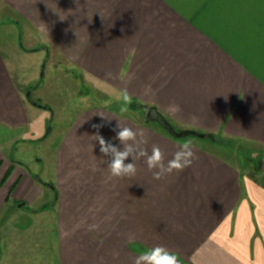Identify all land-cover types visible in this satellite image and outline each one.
<instances>
[{"label": "crops", "instance_id": "1", "mask_svg": "<svg viewBox=\"0 0 264 264\" xmlns=\"http://www.w3.org/2000/svg\"><path fill=\"white\" fill-rule=\"evenodd\" d=\"M5 11L49 55L126 89L174 128L242 143L244 154L96 106L67 127L54 176L39 181L11 159L33 111L13 62L18 51L0 34V229L21 203L57 215L53 264H134L157 245L181 264H264V0H0ZM118 126L143 131L141 147L151 154L159 146L165 163L185 141L197 158L159 180L144 158L134 176L113 177L95 136L122 150Z\"/></svg>", "mask_w": 264, "mask_h": 264}, {"label": "rangeland", "instance_id": "2", "mask_svg": "<svg viewBox=\"0 0 264 264\" xmlns=\"http://www.w3.org/2000/svg\"><path fill=\"white\" fill-rule=\"evenodd\" d=\"M11 19L6 11L2 14L0 12V34L6 45L11 44L18 51V57H13L17 59L12 61L21 72L26 97L30 93L27 98L32 104L30 108L33 111L30 117L32 128L25 142L13 149L11 159L24 163L36 179L39 177L46 181L54 176L52 163L58 142L76 116L82 110L96 106H107L122 113L120 111L122 101L117 100V97L123 90L88 76L82 70L71 66L61 55L52 52L48 57L47 52L42 49L46 44L33 42L29 38V33H24L18 24L11 22ZM35 103L48 107L52 112L35 106ZM127 107L128 111L122 113L123 115L132 116L142 124L159 126L147 116L150 106L136 100L134 96L132 103ZM48 128L52 130L47 134ZM158 128L161 130L160 126ZM175 129L182 131L181 128ZM207 135L211 136L206 139L193 136L181 139L192 138L202 142L210 140L220 143L225 141L227 144L222 146L224 149H232L234 152L231 154H244L240 150L242 143L229 141L220 135ZM249 155L253 157L254 163L261 159L260 156L259 158L257 156L258 159L255 158V153ZM245 163L248 164L246 159ZM48 185L53 186L50 183ZM50 187H47L45 192L49 194L52 192V197L53 187L51 190ZM20 204H17L12 211L14 214L0 229V261L57 263L59 260L57 215L55 212H41L40 208L28 205L19 208ZM35 209L38 212H35Z\"/></svg>", "mask_w": 264, "mask_h": 264}, {"label": "clouds", "instance_id": "3", "mask_svg": "<svg viewBox=\"0 0 264 264\" xmlns=\"http://www.w3.org/2000/svg\"><path fill=\"white\" fill-rule=\"evenodd\" d=\"M117 100L122 101L120 111L122 113L127 112V106L132 103V96L126 89L117 97ZM169 107L172 112L180 110L179 105L175 103ZM118 127L119 131L116 132L115 139L123 145L122 150L111 141H106L102 136L98 134L95 136L100 145L101 153L103 156L108 157V167L113 177L134 176L137 171L135 161L144 158L148 169L153 171V178L159 180L173 172L179 173L184 171L197 158L192 142L185 141L179 145V150L174 153L173 158L165 163V153L159 146L153 145L151 154L141 147V145L147 143L143 131H134L129 127ZM130 156L133 162L125 163ZM134 264H181V260L177 253L170 251L164 246L157 245L139 254L135 258Z\"/></svg>", "mask_w": 264, "mask_h": 264}, {"label": "water", "instance_id": "4", "mask_svg": "<svg viewBox=\"0 0 264 264\" xmlns=\"http://www.w3.org/2000/svg\"><path fill=\"white\" fill-rule=\"evenodd\" d=\"M21 47H23V45L21 44ZM47 52V55L49 57V50L48 48H42ZM46 63L43 65V69L45 68ZM43 75V74H42ZM30 93L27 95V97L29 98ZM35 106L41 107V108H45L48 109L49 111H51V109H49L48 107L42 106L38 103L34 104ZM52 112V111H51ZM148 118L150 120H152L153 122L157 123L164 131H166L171 137L175 138V139H181L184 137H189V136H193L199 139H206L209 138L210 136L204 133H200L194 130H190V129H186V130H182V131H177L174 126L166 119V117L156 108V107H150L148 110V114H147ZM51 128H48L47 130V134L49 132H51ZM37 180L41 181V179L39 177H37ZM23 204H20V206H22Z\"/></svg>", "mask_w": 264, "mask_h": 264}, {"label": "trees", "instance_id": "5", "mask_svg": "<svg viewBox=\"0 0 264 264\" xmlns=\"http://www.w3.org/2000/svg\"><path fill=\"white\" fill-rule=\"evenodd\" d=\"M159 127V126H158ZM160 129H161V131L163 132V133H165L166 135H168V136H170L167 132H165L161 127H160ZM211 136V135H210ZM171 137V136H170ZM172 138V137H171Z\"/></svg>", "mask_w": 264, "mask_h": 264}]
</instances>
